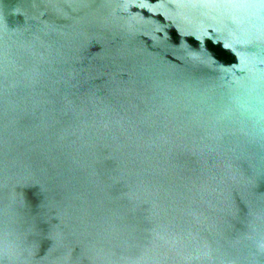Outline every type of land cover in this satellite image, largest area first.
Masks as SVG:
<instances>
[{
	"label": "water",
	"instance_id": "water-1",
	"mask_svg": "<svg viewBox=\"0 0 264 264\" xmlns=\"http://www.w3.org/2000/svg\"><path fill=\"white\" fill-rule=\"evenodd\" d=\"M264 0H0V264H264Z\"/></svg>",
	"mask_w": 264,
	"mask_h": 264
},
{
	"label": "rangeland",
	"instance_id": "rangeland-1",
	"mask_svg": "<svg viewBox=\"0 0 264 264\" xmlns=\"http://www.w3.org/2000/svg\"><path fill=\"white\" fill-rule=\"evenodd\" d=\"M261 39H262V40H261L260 45L264 47V36H262ZM258 121L260 122L262 128L264 129V116L260 117V118L258 119Z\"/></svg>",
	"mask_w": 264,
	"mask_h": 264
}]
</instances>
